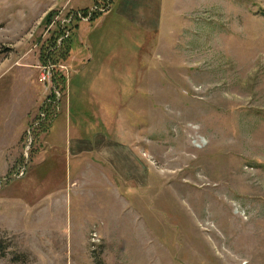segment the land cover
I'll use <instances>...</instances> for the list:
<instances>
[{
    "label": "rangeland",
    "instance_id": "1",
    "mask_svg": "<svg viewBox=\"0 0 264 264\" xmlns=\"http://www.w3.org/2000/svg\"><path fill=\"white\" fill-rule=\"evenodd\" d=\"M112 1L0 0V264H264V0Z\"/></svg>",
    "mask_w": 264,
    "mask_h": 264
},
{
    "label": "crops",
    "instance_id": "2",
    "mask_svg": "<svg viewBox=\"0 0 264 264\" xmlns=\"http://www.w3.org/2000/svg\"><path fill=\"white\" fill-rule=\"evenodd\" d=\"M113 15L115 16L114 18L118 17L122 19V23L129 25L133 30L138 31L142 29L150 33L161 24V20L165 15V0H121L116 10L111 11L110 9L98 22H106ZM82 30L83 25L80 27V33ZM86 31L87 29L84 27V32L86 33ZM83 43H76L75 41L71 47V55L69 57L70 66H76L79 62L85 63L86 58L83 55L87 50L82 48ZM98 46L101 47L102 43H98ZM93 95L97 94L93 93ZM97 144H100V142L90 143L77 137L71 138L66 142L67 152L73 157H80L90 153L89 146L93 147L94 151H97L99 148Z\"/></svg>",
    "mask_w": 264,
    "mask_h": 264
},
{
    "label": "trees",
    "instance_id": "3",
    "mask_svg": "<svg viewBox=\"0 0 264 264\" xmlns=\"http://www.w3.org/2000/svg\"><path fill=\"white\" fill-rule=\"evenodd\" d=\"M110 3L112 4L113 1L110 0ZM78 14H83V15H85V13H83V12H82V13L80 12V13H78ZM84 17H85V16H84ZM63 46H64V42H62L60 45L54 46V48H51V49L49 50V53H48V54H49L50 56H53L54 53L56 54L57 52H59L60 50H62ZM67 59H68V53H67V56H66L65 60H67ZM49 64L53 66V65H55V62H54V61H53V62L50 61ZM55 77H56V76H55ZM56 79H57V78H56ZM61 79H62L64 82H65V80H66L64 77H62Z\"/></svg>",
    "mask_w": 264,
    "mask_h": 264
},
{
    "label": "built area",
    "instance_id": "4",
    "mask_svg": "<svg viewBox=\"0 0 264 264\" xmlns=\"http://www.w3.org/2000/svg\"><path fill=\"white\" fill-rule=\"evenodd\" d=\"M50 75H52L51 71L49 72Z\"/></svg>",
    "mask_w": 264,
    "mask_h": 264
}]
</instances>
